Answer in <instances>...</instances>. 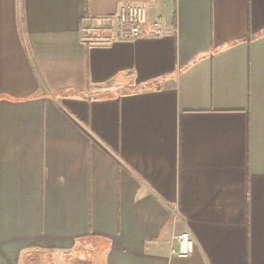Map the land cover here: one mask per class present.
I'll return each mask as SVG.
<instances>
[{"label": "crops", "instance_id": "0c3cea01", "mask_svg": "<svg viewBox=\"0 0 264 264\" xmlns=\"http://www.w3.org/2000/svg\"><path fill=\"white\" fill-rule=\"evenodd\" d=\"M0 264H264V0H0Z\"/></svg>", "mask_w": 264, "mask_h": 264}, {"label": "built area", "instance_id": "2783aa9c", "mask_svg": "<svg viewBox=\"0 0 264 264\" xmlns=\"http://www.w3.org/2000/svg\"><path fill=\"white\" fill-rule=\"evenodd\" d=\"M88 30H111L116 28L117 38L121 40H136L146 34L163 37L165 32L161 23H148V9L143 5L124 4L115 18L90 20L85 23ZM180 245L179 250L172 249L171 254L185 259L194 253V242L189 232H183L173 238Z\"/></svg>", "mask_w": 264, "mask_h": 264}]
</instances>
